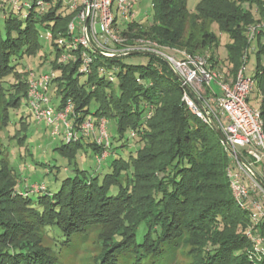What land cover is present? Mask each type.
Here are the masks:
<instances>
[{
  "label": "trees",
  "instance_id": "trees-1",
  "mask_svg": "<svg viewBox=\"0 0 264 264\" xmlns=\"http://www.w3.org/2000/svg\"><path fill=\"white\" fill-rule=\"evenodd\" d=\"M187 1L152 0V6L160 12L150 23L136 19L119 25L118 30L129 38L150 37L191 53H205L220 43L212 28H206L208 20L210 26L217 24L231 36L233 42L227 53L234 72L244 64V52L256 39L253 78L264 91V28L251 41L247 36L248 27L264 16V0H203L195 12L188 9ZM245 1L257 3L258 18L243 7ZM66 20L64 11L43 17L32 12L27 15L25 28L19 16L6 20V32L0 27L2 125L8 123L9 108L28 97V82L23 79L24 73L11 64L12 58L30 56L41 48L37 23L66 34L62 26ZM54 48L55 57L44 59L53 71H60L55 72L50 87L53 106L63 109L70 99V118L75 126L87 119L109 120L108 155L99 163L115 153L112 138L124 139L129 128L131 139H137L133 148L136 157L131 154L129 158L113 159L102 182L100 172L87 174L77 166L75 176L68 177L57 192L52 193L44 183L43 190L35 192L32 186H26L20 193L15 187L16 172L3 158L5 149L0 145V264H62L55 247L62 249L74 234H83L98 224L112 225L113 230L104 240L105 254L96 264H119L121 253L130 250L140 261L149 254L158 255L166 244L183 236L193 241L197 233L204 237L198 240L200 259L194 264H254L248 255L252 243L244 230L250 222L249 213L235 202L227 175L231 161L228 150L213 125L186 106L180 80L166 62L148 56L149 63L138 67L124 63L126 56L107 58L94 53L92 70L81 74L78 61L57 64L61 49L55 44ZM213 60L212 56V65L217 62ZM136 70L138 75L134 74ZM85 75L87 80L81 83ZM11 76L16 77L15 82L10 81ZM93 103L95 113L90 108ZM261 110L264 118V104ZM30 114L33 116L32 111ZM113 120L115 127L110 128ZM45 128L52 132L51 127ZM57 150L72 163L82 151L89 156L93 150L98 157L104 148L94 140L81 138L63 142ZM56 170L62 172L61 168ZM217 176L223 189L215 193L208 186ZM115 186L118 190L113 193ZM32 195L37 196L36 200ZM48 228L56 231L53 245L44 244L42 230Z\"/></svg>",
  "mask_w": 264,
  "mask_h": 264
},
{
  "label": "built area",
  "instance_id": "built-area-1",
  "mask_svg": "<svg viewBox=\"0 0 264 264\" xmlns=\"http://www.w3.org/2000/svg\"><path fill=\"white\" fill-rule=\"evenodd\" d=\"M17 3L18 0H0V7L5 12L8 4H14L21 12L27 5L28 14L34 12L41 17L64 11L68 18L66 34L48 27L41 37L52 40L61 49L57 55L59 63L80 62L81 74L92 70L93 54L97 53L107 58L131 54L155 56L179 76L182 100L189 110L209 124L215 122L224 134L225 140L221 142L231 159L227 168L230 188L237 205L249 213L250 222L244 229L252 243L249 258L259 264L264 258V170L259 167L264 162V118L262 110L249 102L255 80L246 74L248 56L244 57L235 78L229 80L222 70L211 65L209 51L196 54L166 47L150 37L132 40L124 36L118 30L116 12L122 18L120 25L135 21L138 0H34L20 6ZM263 28L264 16L249 26L250 41ZM55 75V71L30 74L27 99L32 117L37 124L51 127L54 137L63 134L67 142L81 138L96 141L104 148L103 154L97 157L100 161L108 155L110 146L109 120L106 117L98 118L97 122L87 119L75 126L74 119L70 118L73 112L70 99L60 110L51 103L50 87ZM109 78L114 81L113 75ZM214 84L220 93L216 92ZM43 189L44 183L31 188L35 192Z\"/></svg>",
  "mask_w": 264,
  "mask_h": 264
},
{
  "label": "rangeland",
  "instance_id": "rangeland-1",
  "mask_svg": "<svg viewBox=\"0 0 264 264\" xmlns=\"http://www.w3.org/2000/svg\"><path fill=\"white\" fill-rule=\"evenodd\" d=\"M31 1L34 0H18L17 6L23 5L25 3L27 4V2ZM202 1L203 0H188L187 7L190 11L195 12ZM13 5L8 4L5 7V12H0V27L2 32H6L8 28L6 20L10 18V16H19V18H21V20L23 21L22 28H25L29 7H27V5L24 6L21 12H19V10ZM243 7L251 10L254 17L258 18L257 3H250L249 1H245L243 2ZM136 12V19H142L146 23H150L156 16V14L160 12V9L154 8L152 6V0H138V3L136 4ZM116 14V16L118 17L117 23L118 25H120L122 23V18L117 12ZM66 24L67 20L63 22L62 26H65ZM37 28L39 32V43L41 45V48L35 54L26 56L24 58L18 57L16 60L15 57L12 58L11 61L12 65H16L19 71L24 73L23 79L27 82L30 74L33 71L51 72L54 70L47 64L46 61H44V59H46L45 56H48L49 59L55 57L54 43L52 40H47L41 37L47 33V29L45 27H41V25L37 23ZM206 28H212L218 39H220L219 45L211 48V50L209 51L211 57L213 56L214 60L219 61L218 63L221 67L217 68L222 70V67L225 68V66H233L229 60L227 53L228 45L232 44L233 42L231 36L228 33L222 32L217 24H213L210 26L208 20ZM247 36L248 41H250L249 27L247 30ZM138 38L139 37H134L131 39L135 40ZM140 38H142V36H140ZM256 43V39H254L253 43L249 47V51L246 50L243 55V60L245 56H248L246 61V74L252 75V77L255 71V65L257 64V54L255 52ZM164 46L169 48H179L178 46ZM24 49L25 47L20 50V53ZM187 51L190 52L189 50ZM57 59L56 63L62 65V63H59ZM149 60L150 59L148 56L142 54H131L122 59L124 63L135 65L138 67L141 65H147L149 63ZM262 60L264 64V57ZM55 72L59 73L60 71L56 70ZM134 74L138 75V70H136ZM86 80V75L80 78L81 83H85ZM10 81L15 82L16 77L11 76ZM115 84L117 85L118 81H116ZM86 87L89 91L92 90L91 85H88ZM214 89L220 90L219 87L215 84ZM256 93H258V91L255 86L251 93L253 99L249 101L250 105L253 107L258 106ZM90 108L91 112L95 113L96 106L94 103ZM30 113L31 111L28 105L27 98L23 97L17 107L9 108L10 117H8V123L3 125L0 123V145H2V147L5 149V152L4 154L2 153V156H5L3 158H6L9 166L16 172L17 184L15 187L20 193L26 190V186H32L30 188H33L35 187V185L42 183H45L52 193L57 192L62 186V183L66 181L68 177L75 176V167L77 166L85 170L87 174H93L96 171L98 173L100 172L101 177L99 182H102L105 174L110 170L108 167L111 165L113 159L121 156L124 158H129L131 154L136 157V153L133 152V148L137 145V139H131V129L129 128L124 139L119 140L118 137L112 138L113 147H115V153L111 155L109 159L103 160L101 163H99V160L95 156L93 150H90L89 156L85 155V153H82V151L76 156V160L70 163L69 160L65 158L59 150H57V147L60 144L66 142V140L64 139V135L59 134L54 137L51 134L49 128H45L44 125H36L33 119L34 117L32 118ZM112 126L115 127L114 120L110 124V128ZM238 149L241 150V148ZM75 162L78 164L76 165ZM259 167L264 170V162L259 164ZM57 168H61L62 172L57 173ZM68 169L69 171H67ZM122 181V183H124L125 179L122 178ZM208 187V189H211V191L215 193L220 192L223 189L222 183L220 182V179H218V176L217 178L213 179V181H210V185ZM117 190L118 188L116 186L111 189L113 193H116ZM142 191L144 190L139 189V192L142 193ZM31 197L32 200H36L37 198L36 195H32ZM256 211L257 209H254V212ZM132 218L134 219L135 217L133 216ZM111 226L107 227L103 224L92 225L91 227H88L85 233L74 234L71 237L69 243L67 242L62 249L59 250V247L56 246L55 249L58 251V256L60 257V261L62 262V264H96L98 262L97 259L105 254L104 252L106 250V245L104 243V240L109 237L111 231L113 230ZM42 231L44 233V244L53 245L54 240L52 236L56 234V231H54L52 228L43 229ZM241 231L242 229L240 228L238 232ZM196 235L198 236H196L195 238H193L192 236L193 241L189 240L188 236H183L177 240H174L166 244L158 255L152 256L149 254L148 256L142 257L140 261L137 259V255L135 254L134 250L124 251L119 256L118 262L119 264L197 263L200 259L201 250V246L198 240H201L204 235H202L201 233H197ZM262 260H264V258Z\"/></svg>",
  "mask_w": 264,
  "mask_h": 264
},
{
  "label": "crops",
  "instance_id": "crops-1",
  "mask_svg": "<svg viewBox=\"0 0 264 264\" xmlns=\"http://www.w3.org/2000/svg\"><path fill=\"white\" fill-rule=\"evenodd\" d=\"M218 62H219V61L213 63V66H214L215 68H217V67H218V68L221 67V66H219V63H218ZM232 68H233L232 66H225V68L222 67V71L224 72L225 76H226L227 79H229V80L234 79L235 76H236V74H237V72H234ZM250 76H252V75H250ZM255 86H256V84H255ZM255 86H254V87H255ZM216 88H217V87H216ZM253 89H254V88H253ZM256 89H257V91H258V93H256V94H257L256 100H257V102H258V106L254 107V108L262 109V105L264 104V91H263L262 89H259L257 86H256ZM215 90H216L217 93H220V90H217V89H215ZM252 91H253V90H252ZM251 93H252V92H251ZM249 99H250V100L253 99L252 96H251V94H250V98H249ZM250 100H249V101H250Z\"/></svg>",
  "mask_w": 264,
  "mask_h": 264
},
{
  "label": "water",
  "instance_id": "water-1",
  "mask_svg": "<svg viewBox=\"0 0 264 264\" xmlns=\"http://www.w3.org/2000/svg\"><path fill=\"white\" fill-rule=\"evenodd\" d=\"M177 77L179 78V76H177ZM179 79H180V78H179ZM180 80H181V79H180ZM212 125H213V127L215 128V130H216V132L218 133V135L220 136V138H221L222 140H225L224 134H223L222 130L218 127V125H217L215 122H212ZM230 149H231L232 152H235V150H234L233 148L230 147Z\"/></svg>",
  "mask_w": 264,
  "mask_h": 264
}]
</instances>
